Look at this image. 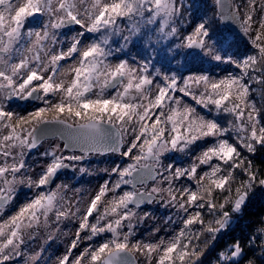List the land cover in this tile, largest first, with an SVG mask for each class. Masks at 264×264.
<instances>
[{
    "label": "snow or ice",
    "instance_id": "obj_1",
    "mask_svg": "<svg viewBox=\"0 0 264 264\" xmlns=\"http://www.w3.org/2000/svg\"><path fill=\"white\" fill-rule=\"evenodd\" d=\"M203 7L0 0V264H264V220L240 226L264 200V0ZM69 169L107 178L87 193ZM153 204L173 211L140 238Z\"/></svg>",
    "mask_w": 264,
    "mask_h": 264
},
{
    "label": "rangeland",
    "instance_id": "obj_2",
    "mask_svg": "<svg viewBox=\"0 0 264 264\" xmlns=\"http://www.w3.org/2000/svg\"><path fill=\"white\" fill-rule=\"evenodd\" d=\"M206 1H209V3L211 4L210 6H212V0H206ZM208 8H209V6H208ZM205 12H207V14L209 16L213 15V12L211 11V9L210 10L208 9V11L206 10ZM215 27L217 29H221V30L225 29V27L222 23H221V25H218V23H216ZM246 45H248V44H246ZM243 47H244V44L242 42H240L239 39L236 38L232 51L235 52L238 49L243 48ZM251 51H252V49L249 46L248 49L242 51L240 54L243 55L245 53H250ZM205 67H210V66L206 65ZM226 70L227 71H235V69L229 68L226 65H221L219 68L214 69V73L216 75H224ZM21 105H23V106H21ZM11 107L15 111L23 112L25 110V108L27 110H31L33 107V104L32 103H23V102H13L11 104ZM55 144H61L62 145V142L59 141L58 139L46 140L43 142V144L41 145L39 150L43 151L44 149L51 148ZM35 151L36 150H34V154H35ZM177 155H179V157H180L178 162L184 163V166H187V162L185 161V158L182 157L181 154H177ZM116 159H117V157H115V156L92 157L89 161H86V164L88 166H90L91 169H97L98 170L101 168L108 167L109 162L112 160H116ZM106 178L107 177L105 176V174L102 172H99V171H95L93 175L84 174L83 176H81L79 173H74L72 171L67 170L61 176V179H63L65 182L71 184L75 188L83 189L87 193L94 192L96 190L97 186L100 183H102L103 180ZM57 182H59V181H57ZM21 199H23V196H21ZM143 211L151 212L152 216H151V218H149L148 220H146L143 224H141L139 226L138 236L140 238H147L149 231L154 226L163 227L164 218H166L167 215L171 214L173 210L165 209L159 205L153 204V205H148V206L144 207L142 209V212ZM142 212H141V214H142ZM67 230L74 231V227L70 226L69 229H66V231ZM161 235H163V232L161 233ZM37 243L38 244H44L45 247L47 246L45 244V238H44L43 234L41 235V238L38 240ZM67 243H68V237L63 236L62 234H57V238L53 242L52 247L50 249H48L47 254L53 256V259H54L56 255H60L63 253L64 249L67 247ZM33 247L35 248L36 245L34 244ZM139 259L142 261L143 257H140Z\"/></svg>",
    "mask_w": 264,
    "mask_h": 264
},
{
    "label": "trees",
    "instance_id": "obj_3",
    "mask_svg": "<svg viewBox=\"0 0 264 264\" xmlns=\"http://www.w3.org/2000/svg\"><path fill=\"white\" fill-rule=\"evenodd\" d=\"M195 2L198 5H203L204 6L202 11H206V10L208 11V9L209 10L211 9V11H212V6H210L211 4L209 3V1H206V0H195ZM208 6H209V8H208ZM217 23H218V25H221L220 21H218ZM248 47H249L248 45L244 44L243 48H240V49H238L235 52L241 53L242 51L248 49ZM181 156H182V154H181ZM254 163H255V165L257 167H261L262 165H264V151L259 152L256 155V157H254ZM261 220H264V200L255 202L254 204H252L249 207L248 214L245 215L243 220L240 221V226H241V228L244 229V231L246 233L251 234V232H253L255 230V228L260 227L259 222ZM249 224H253V228L252 229L248 228ZM241 228H237L236 231L234 233H232V235L239 236L241 234ZM224 239L227 240V239H229V237L225 236Z\"/></svg>",
    "mask_w": 264,
    "mask_h": 264
},
{
    "label": "water",
    "instance_id": "obj_4",
    "mask_svg": "<svg viewBox=\"0 0 264 264\" xmlns=\"http://www.w3.org/2000/svg\"><path fill=\"white\" fill-rule=\"evenodd\" d=\"M223 25H224V27L226 28V26L230 23V22H228V21H220ZM232 27L233 28H235L236 26L235 25H232ZM235 37H237V39H239L241 42H243L244 44H247V41H246V39L245 38H243V37H241V36H239V33H238V29H237V31L236 32H233L232 33ZM24 103V102H23ZM28 103H32V102H28ZM52 139H58L59 141H61L58 137H47V138H45V140L44 141H46V140H52ZM62 142V141H61ZM63 143V142H62ZM68 171H72V170H68ZM148 206V205H147ZM146 207V206H145Z\"/></svg>",
    "mask_w": 264,
    "mask_h": 264
}]
</instances>
